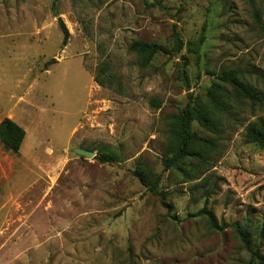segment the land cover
I'll return each instance as SVG.
<instances>
[{"label":"rangeland","instance_id":"obj_1","mask_svg":"<svg viewBox=\"0 0 264 264\" xmlns=\"http://www.w3.org/2000/svg\"><path fill=\"white\" fill-rule=\"evenodd\" d=\"M257 19L264 25V0H0V121L25 131L17 154L0 142V264H245L228 226L253 238L264 222V148L243 137L264 117ZM134 43L170 53L147 56ZM101 62L120 88L94 81ZM228 69L263 103L229 98L230 115L216 113L221 132L194 123L207 142L163 171L171 116L189 99L205 103ZM136 164L160 176L168 213L133 175ZM202 208L226 227L210 229L194 215Z\"/></svg>","mask_w":264,"mask_h":264},{"label":"trees","instance_id":"obj_2","mask_svg":"<svg viewBox=\"0 0 264 264\" xmlns=\"http://www.w3.org/2000/svg\"><path fill=\"white\" fill-rule=\"evenodd\" d=\"M256 24L262 33H264V25L257 19ZM59 27L63 34L62 45H65L68 39V30L59 19ZM174 50L179 52L182 50V40L176 27L173 28ZM132 50L139 51L147 56H152L157 53H170L165 47L157 44L134 43L131 46ZM185 60L184 56H181ZM185 66V62L183 63ZM234 69L221 70L215 75L214 81L210 87L205 90V103L189 101L178 110L177 114L171 116L167 128L168 149L165 155L161 158L163 171L179 168L183 162L191 156H196L197 151L194 150V144L198 142H207V138H203L193 130V124L206 130L220 133V125L216 119V113H231L229 98H241L242 102L248 103L251 107L259 106L263 103L260 92L252 85L245 81L244 75H240ZM94 81L102 87H110L116 84L120 88V81L116 74L109 72L108 64L101 62L97 68ZM230 90V91H229ZM150 103L154 107H159L161 102L152 99ZM25 131L22 127L16 124L9 118L4 117L0 121V142L4 148L14 154L20 150L21 143L24 139ZM244 140L246 143H252L260 148H264V117H257L253 121L247 123L244 128ZM111 158L101 157L99 161L102 163L109 162ZM133 175L139 180L153 195H158L162 206L167 213L171 206L166 202L165 194L158 192L157 188L160 181V176L156 175L149 177L136 164L133 169ZM195 216H204L207 224L212 230H223L226 224H219L214 213L202 208L194 214ZM231 227L235 232L239 242L248 255V261L245 264H264V222H262L257 230L255 237L251 238L248 232L243 229L241 224L233 223Z\"/></svg>","mask_w":264,"mask_h":264},{"label":"water","instance_id":"obj_3","mask_svg":"<svg viewBox=\"0 0 264 264\" xmlns=\"http://www.w3.org/2000/svg\"><path fill=\"white\" fill-rule=\"evenodd\" d=\"M185 85V90L188 91V86L186 83ZM74 152L78 154L79 156H83L85 158H93V153L91 151L83 150V149H75Z\"/></svg>","mask_w":264,"mask_h":264},{"label":"crops","instance_id":"obj_4","mask_svg":"<svg viewBox=\"0 0 264 264\" xmlns=\"http://www.w3.org/2000/svg\"><path fill=\"white\" fill-rule=\"evenodd\" d=\"M6 118H9V117H6ZM10 119V118H9ZM12 121H14V120H12ZM20 126V125H19ZM22 143H23V141H22ZM22 143H21V145H22ZM21 148V147H20Z\"/></svg>","mask_w":264,"mask_h":264}]
</instances>
